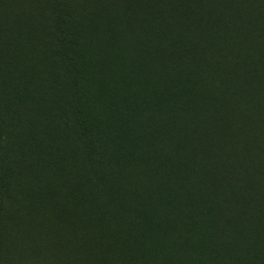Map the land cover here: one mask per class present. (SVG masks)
<instances>
[{"label":"rangeland","instance_id":"obj_1","mask_svg":"<svg viewBox=\"0 0 264 264\" xmlns=\"http://www.w3.org/2000/svg\"><path fill=\"white\" fill-rule=\"evenodd\" d=\"M189 6L0 0V264L225 260L203 186L168 181L180 130L160 134L223 86H245L235 99L251 91L264 115V1ZM247 151L260 186L264 151L222 158L242 192Z\"/></svg>","mask_w":264,"mask_h":264},{"label":"trees","instance_id":"obj_2","mask_svg":"<svg viewBox=\"0 0 264 264\" xmlns=\"http://www.w3.org/2000/svg\"><path fill=\"white\" fill-rule=\"evenodd\" d=\"M134 1L125 0V4L130 6ZM191 1L179 0V3H186L190 10ZM259 1L262 3L264 0ZM226 3L231 5L233 0H226ZM239 83L244 84L245 80L241 79ZM244 87L239 88L242 90ZM232 91V88L223 86L220 87L218 96H203L206 101L201 112L203 117L196 114V120L191 119L189 122V130L187 126L181 127L182 122H177L179 128L173 129L171 124L166 132L161 131L160 137L164 142L170 143L173 132L180 130L177 133L179 144L166 158L172 164V176L167 178L168 181L175 180L179 183L185 181L192 188L199 184L205 189L204 198L207 197L208 200L204 210L209 220L208 225L213 231L211 235L215 246L221 245L220 241H226L228 245L227 250L221 252L225 260L216 254L218 261L214 260L215 264H235L238 260L241 264H264V182L260 179L263 192L258 193L259 182L251 174L255 168V163H250L253 159L252 152L247 151L245 157L244 176L241 178L244 192L232 178L235 163L224 164L222 160L225 157L243 159L244 157H240L241 152H245L249 146L259 152L264 151V115H250L255 112V108H259L257 105L253 107L255 97L251 91L244 92L242 102L235 99L237 96L241 98L242 93L239 90L234 93ZM192 102L194 101L189 100L185 107L190 110L194 107ZM259 102L263 109L264 97ZM201 174L205 175L203 180L200 178ZM237 229L242 238L234 243L232 238Z\"/></svg>","mask_w":264,"mask_h":264}]
</instances>
